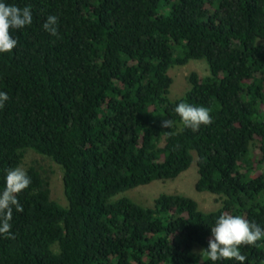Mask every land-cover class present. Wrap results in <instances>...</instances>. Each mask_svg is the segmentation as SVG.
Masks as SVG:
<instances>
[{"label": "trees", "instance_id": "1", "mask_svg": "<svg viewBox=\"0 0 264 264\" xmlns=\"http://www.w3.org/2000/svg\"><path fill=\"white\" fill-rule=\"evenodd\" d=\"M30 6L32 24L0 54V192L26 152L63 169L62 206L30 167L13 209V239L0 235V264H210L199 255L227 212L264 229V0H0ZM59 20L58 36L43 28ZM205 61L171 99L175 64ZM180 102L210 109L212 123L180 124ZM172 119V129L161 127ZM172 133L169 135L168 133ZM204 212L182 194L150 206L125 194L174 181L195 161ZM200 251H197V250ZM264 264V240L244 246ZM217 264H239L221 261Z\"/></svg>", "mask_w": 264, "mask_h": 264}, {"label": "clouds", "instance_id": "2", "mask_svg": "<svg viewBox=\"0 0 264 264\" xmlns=\"http://www.w3.org/2000/svg\"><path fill=\"white\" fill-rule=\"evenodd\" d=\"M32 20L30 6L21 8L0 2V54L11 53L16 48L18 41L13 38L12 31L31 25ZM43 28L50 35L58 36V17L49 15ZM8 99V94L0 91V109L4 108ZM174 111L180 118V124L193 132L198 131L202 125L207 126L213 122L210 109L205 106L180 102ZM175 125L174 120L164 119L161 127L172 129ZM30 184L31 178L23 167L16 166L6 169L5 187L0 192V235L5 238H15L10 223L13 219V209L20 213L24 211L17 197ZM261 240H264V229L257 223L249 221L242 215L223 212L211 227V237L207 248L202 249L199 255L206 257L210 264H217L221 261H236L244 264L247 257L241 253L240 249L244 246H256Z\"/></svg>", "mask_w": 264, "mask_h": 264}, {"label": "rangeland", "instance_id": "3", "mask_svg": "<svg viewBox=\"0 0 264 264\" xmlns=\"http://www.w3.org/2000/svg\"><path fill=\"white\" fill-rule=\"evenodd\" d=\"M192 73H197L200 77L210 75L209 66L205 61H190L186 65L175 64L170 70V75L173 78L171 89V99L176 100L181 98L189 89V76ZM192 167L183 173L174 181H155L151 184L141 186L127 192L125 195L133 199L135 202L150 206L154 200L161 194H182L190 197L198 202L200 209L204 212H214L222 208L221 199L210 193H198L195 189V184L198 180V168L196 164L197 156ZM25 170L30 167L37 169L44 179L49 182L52 199L57 201L62 206H67L68 201L64 192L63 169L48 157L41 156L32 150L26 152L22 166ZM264 172V169H259L257 175ZM197 251H200L199 249Z\"/></svg>", "mask_w": 264, "mask_h": 264}]
</instances>
